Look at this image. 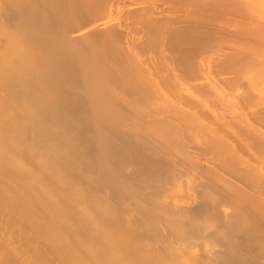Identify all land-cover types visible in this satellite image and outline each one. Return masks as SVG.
<instances>
[{
    "label": "bare ground",
    "instance_id": "1",
    "mask_svg": "<svg viewBox=\"0 0 264 264\" xmlns=\"http://www.w3.org/2000/svg\"><path fill=\"white\" fill-rule=\"evenodd\" d=\"M0 264H264V0H0Z\"/></svg>",
    "mask_w": 264,
    "mask_h": 264
}]
</instances>
